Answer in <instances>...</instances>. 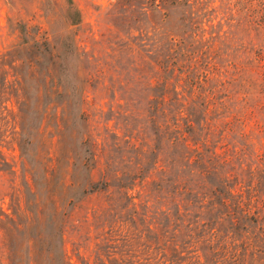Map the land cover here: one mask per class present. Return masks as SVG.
Returning a JSON list of instances; mask_svg holds the SVG:
<instances>
[{
    "label": "trees",
    "instance_id": "trees-1",
    "mask_svg": "<svg viewBox=\"0 0 264 264\" xmlns=\"http://www.w3.org/2000/svg\"><path fill=\"white\" fill-rule=\"evenodd\" d=\"M136 1L138 167H118L116 134L110 145L89 135L79 155L61 145L60 131L54 153L37 155L43 176L31 162L24 167L29 197L13 195L10 213L0 208V264H75L65 240L70 214L95 194L104 196L96 224L136 227L126 241L138 259L124 264H264V129H245L249 106L241 117L206 39L225 25L247 34L249 71L264 78V0ZM79 18L75 11L73 22ZM87 103L74 101L89 124ZM70 105L53 109L62 119Z\"/></svg>",
    "mask_w": 264,
    "mask_h": 264
},
{
    "label": "rangeland",
    "instance_id": "rangeland-1",
    "mask_svg": "<svg viewBox=\"0 0 264 264\" xmlns=\"http://www.w3.org/2000/svg\"><path fill=\"white\" fill-rule=\"evenodd\" d=\"M118 1L0 0V162L16 171L0 170L4 211L11 212L13 195L29 197L24 167L31 162L41 178L37 155L48 149L54 153L60 131H66L61 145L79 155L89 135L99 142L107 138L110 145L116 134L121 139L113 153L118 167H138V2ZM75 11L80 12L77 23ZM218 32L206 36L207 44L222 67V79L237 92L238 114L242 117L241 106H249L245 129H264V78L249 71L252 38L226 25ZM242 96L247 101L239 100ZM83 98L89 124L74 105ZM59 101L72 104L62 119L53 109ZM103 207L104 196L95 194L71 211L65 240L75 264L138 259V247L126 241L135 225L96 224L93 214ZM4 250L0 230V258Z\"/></svg>",
    "mask_w": 264,
    "mask_h": 264
}]
</instances>
